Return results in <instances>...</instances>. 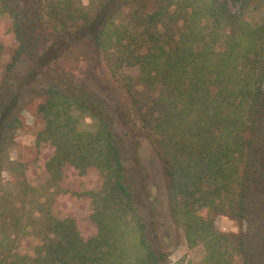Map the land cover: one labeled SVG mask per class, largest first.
<instances>
[{
  "label": "trees",
  "instance_id": "1",
  "mask_svg": "<svg viewBox=\"0 0 264 264\" xmlns=\"http://www.w3.org/2000/svg\"><path fill=\"white\" fill-rule=\"evenodd\" d=\"M13 2L0 0V18L12 22L19 42L10 70L30 53L28 29L64 45L49 48V58L57 49L92 44L97 63H105L109 81L119 83L155 147L171 214L189 247L204 246L206 264L244 260L242 242L220 233L207 215L239 219L245 209L243 180L253 165L254 141L264 135V20L252 26L248 15L264 0H90L87 7L82 0H37L24 10ZM228 26L232 33L225 32ZM38 66L13 84L10 98L0 89V264H168L169 253L153 247L137 213L124 149L102 100L52 79L41 91L46 127L37 144L54 148L48 165L58 175L67 165L81 175L92 168L102 175L100 191L88 192L98 233L84 241L74 220L50 213L39 219L41 232L22 224L23 205L14 197L28 195L21 190L24 165L10 162L7 150L20 126L25 89L40 76ZM133 69L134 75L125 73ZM85 116L93 130L81 129ZM6 168L19 172L12 189L3 182ZM21 232L38 241L32 255L20 253Z\"/></svg>",
  "mask_w": 264,
  "mask_h": 264
},
{
  "label": "rangeland",
  "instance_id": "2",
  "mask_svg": "<svg viewBox=\"0 0 264 264\" xmlns=\"http://www.w3.org/2000/svg\"><path fill=\"white\" fill-rule=\"evenodd\" d=\"M35 1L37 0H14L13 4L24 10L26 6L35 4ZM89 3L90 0H82L84 7ZM5 19L7 20L2 21L0 18L1 95L5 99L10 98L13 92L9 89L13 84L28 78L37 65L41 71L38 81H34L33 85L26 88L27 92L22 90L24 96L18 108L20 126L13 134L7 150L10 162L24 165L25 176L23 175L20 180L16 169L10 171L6 168L3 172L6 188L12 189L10 184L20 180L24 183L21 190L27 191L28 195L25 197H14L23 205L21 213L18 214L22 224L28 227L29 232H32L33 228L34 233L41 232L39 219L50 213L60 220H74L84 241L98 233L97 226L92 220L95 205L89 194L94 189H97L96 192L100 191L103 185L102 175L93 168L87 174L81 175L78 169L68 165L58 175L56 169L52 171L48 165L54 155V148L49 143L37 144L38 134L46 127V121L39 111L45 99L41 91L48 88L46 80L52 79L60 86H69L74 91L82 90L102 100L113 122L115 134L124 149L127 181L132 186L137 213L147 226V235L153 247L169 253L168 264H206L205 258L208 254L206 248L201 245L189 247L182 229L178 227L171 214L167 181L163 176L162 162L155 152L154 145L142 131L136 117L131 114L133 112L128 106V98L120 89L119 83L109 81L111 77L105 63L100 65L97 63L93 45L83 41L65 53L57 49L49 58L46 55L49 48H64V45L54 46L51 42L53 38L44 39L42 33L36 31V34L28 29L30 53L25 54L10 70L9 64L19 42L12 22L8 18ZM248 20H251L252 26L263 22L264 6L248 15ZM32 25L33 23L28 21L27 28ZM227 31L231 32V27H226L225 32ZM135 72L137 73V69L125 71L128 75H134ZM81 129L93 130V120L88 116L83 117ZM261 137H263L261 141L258 142L257 139V142L254 141L251 163L253 165L249 168V178L243 180L245 184L243 216L233 219L211 212L207 215L214 220L220 233L230 236L237 243L242 242L243 258L248 264H264V135ZM240 169H246L245 164H241ZM14 190L16 192L18 189ZM26 214L29 220H26ZM161 224H165L166 228ZM24 234L21 232L19 235L20 253L32 255L38 241ZM235 247L236 249L233 244L231 245L234 253L239 249V246ZM240 258H237L238 264H244V260Z\"/></svg>",
  "mask_w": 264,
  "mask_h": 264
}]
</instances>
